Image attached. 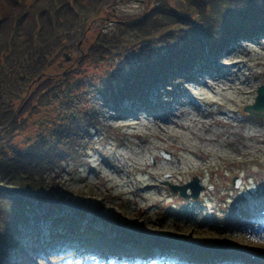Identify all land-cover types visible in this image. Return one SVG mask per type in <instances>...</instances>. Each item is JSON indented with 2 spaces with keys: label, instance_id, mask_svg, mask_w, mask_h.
Returning a JSON list of instances; mask_svg holds the SVG:
<instances>
[{
  "label": "trees",
  "instance_id": "16d2710c",
  "mask_svg": "<svg viewBox=\"0 0 264 264\" xmlns=\"http://www.w3.org/2000/svg\"><path fill=\"white\" fill-rule=\"evenodd\" d=\"M108 1L0 0V264L34 200L54 222L77 224L56 203L68 192L60 175L87 164L85 133L97 123L90 83L141 100L204 52L264 31V0H147L84 42ZM64 52L77 69L53 72Z\"/></svg>",
  "mask_w": 264,
  "mask_h": 264
},
{
  "label": "rangeland",
  "instance_id": "374dc122",
  "mask_svg": "<svg viewBox=\"0 0 264 264\" xmlns=\"http://www.w3.org/2000/svg\"><path fill=\"white\" fill-rule=\"evenodd\" d=\"M110 1L91 24L84 42L89 43L99 29L117 30L115 16L141 13L147 0H118L112 5ZM71 54L76 53L72 50ZM58 64L60 66L51 69L53 72L69 62L60 60ZM214 64L221 67L219 72L207 69L197 72L194 77L197 81L183 84L174 104L164 108L162 114H151L139 106L134 111L129 101L123 103L126 109L122 116L118 114L120 118L104 114L103 121L114 130L104 137L94 134L98 148L90 150L85 158L89 167L78 168L71 174L63 172L59 177L68 191L60 202L63 211L83 210L82 219L97 215L101 220L94 225L97 223L102 228L107 221L112 228L121 229L125 244L131 242L127 237L133 233L135 239L148 238V243L161 232L166 233V238L169 233L172 238H194L201 242L198 247L249 248L246 256L250 253L263 264L264 219L257 211L256 199L264 196V127L243 123L237 118L222 123L220 118L224 114L220 108H237L253 102L255 88L264 76V35L254 42L233 46ZM190 96L201 98L203 110L188 103ZM167 100L173 99L168 97ZM207 136L209 140H205ZM163 149L171 152L170 158L161 156ZM104 155L110 156L108 161L103 159ZM193 175L204 185L196 199L182 201L183 198L161 182L168 179L183 184ZM233 176L239 178L236 187L231 182ZM179 198L184 205L178 203ZM243 206L248 221H240L241 227L231 226L230 217L235 207ZM166 208L172 211L171 215ZM214 213L223 215L225 224L213 221ZM44 224L41 221L40 226L37 225L35 234L25 230L19 238L22 248L35 262L107 264L98 259L100 256H90L92 252H81L82 249L51 253L48 247L52 242L40 243ZM48 238V235L42 237V242ZM117 242L120 243V239ZM116 261L111 259L108 263L131 264ZM4 264H22V261L15 254L9 255ZM136 264L149 263L141 259Z\"/></svg>",
  "mask_w": 264,
  "mask_h": 264
},
{
  "label": "bare ground",
  "instance_id": "6f19581e",
  "mask_svg": "<svg viewBox=\"0 0 264 264\" xmlns=\"http://www.w3.org/2000/svg\"><path fill=\"white\" fill-rule=\"evenodd\" d=\"M209 138L210 137H205V140H209ZM166 234V233H165ZM165 234H163V236H165ZM167 235L169 236V237H167V238H160V239H155V241L153 242V243H151V244H144V243H140V244H137L134 248H127V249H125V248H122L121 249V251H125V252H133V253H136V252H138V253H143V252H145V253H148V254H158V253H160L161 251H164V250H166V249H168L170 246H172V245H174V246H177V244L176 243H174L173 242V244H172V242H170V241H168V240H166V239H168V238H172V237H170L171 235L169 234V233H167ZM166 237V236H165ZM175 238H177L176 236H175ZM244 238H246V236H244ZM178 239V238H177ZM257 239H262V237H257ZM183 240V239H182ZM179 241H180V239H179ZM249 241V240H248ZM247 241V242H248ZM183 242V241H182ZM184 243H185V246H188V247H194V246H197V245H195V244H199V243H201V242H199V241H196L194 238H191V239H189V238H184ZM110 244L111 245H109L108 247H107V252H109L111 249H112V247H114L115 245L110 241ZM250 246H251V244H249ZM141 247H144V249H142ZM247 247H248V245H247ZM233 249H228V248H226V246H225V248H223V249H219V250H216L215 252L217 253L216 254V256L215 257H213V258H210V260H218V261H223L224 260V258L223 257H221V256H229V257H233L235 254H238L239 252L240 253H242V258H244L246 255H247V251H248V249L249 248H245V249H243V248H238V247H232ZM254 248H256V251L258 252L259 251V248H257V247H254ZM237 249V250H236Z\"/></svg>",
  "mask_w": 264,
  "mask_h": 264
},
{
  "label": "water",
  "instance_id": "95a60500",
  "mask_svg": "<svg viewBox=\"0 0 264 264\" xmlns=\"http://www.w3.org/2000/svg\"><path fill=\"white\" fill-rule=\"evenodd\" d=\"M244 109L249 110V111H257L264 115V79H263L262 84L258 86L257 88V95L255 97L254 103L249 106H246ZM186 187H190L191 189L190 194L185 193ZM171 188L173 191H176L177 189H179V192L182 196L195 198L197 197V194L199 190L201 189V185L196 178H193L192 181H190L189 183L183 186H172Z\"/></svg>",
  "mask_w": 264,
  "mask_h": 264
}]
</instances>
